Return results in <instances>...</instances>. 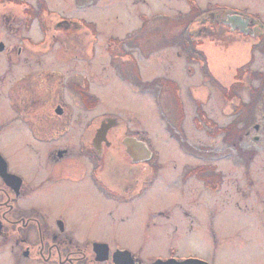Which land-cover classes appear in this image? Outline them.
Returning a JSON list of instances; mask_svg holds the SVG:
<instances>
[{"label": "rangeland", "instance_id": "obj_1", "mask_svg": "<svg viewBox=\"0 0 264 264\" xmlns=\"http://www.w3.org/2000/svg\"><path fill=\"white\" fill-rule=\"evenodd\" d=\"M0 2V14H13L12 42L24 50L22 57L14 55L0 87L4 113L16 115L21 107L28 113L27 125L13 127L16 155L36 162L67 144L71 159L80 160L84 125L108 124L114 145L106 176L125 194L143 181L131 183L127 174L147 167L145 160L132 164L126 132H146L159 157L155 185L133 202H102L82 183L69 188L73 196L61 190L57 197L38 192L34 199L65 208L78 236L108 237L144 259L176 249L209 264H264V0H194L204 11L197 18L187 0ZM224 9L255 17L254 33L224 23ZM188 21L213 79L201 56L185 48L190 40L181 33ZM6 68L0 66V75ZM74 85L86 86L98 106L88 108ZM57 104L74 117L72 133L41 142L31 123L41 111L54 115ZM232 127L240 132L230 134ZM203 166H213L219 181L206 180Z\"/></svg>", "mask_w": 264, "mask_h": 264}, {"label": "flooded vegetation", "instance_id": "obj_2", "mask_svg": "<svg viewBox=\"0 0 264 264\" xmlns=\"http://www.w3.org/2000/svg\"><path fill=\"white\" fill-rule=\"evenodd\" d=\"M224 13V18L231 14L228 9ZM232 13L242 14L239 11ZM253 18L254 22H250L248 26L251 30L252 24L257 21ZM13 20L10 11L0 14V66L6 68V64L9 65L3 75H0V87L10 73L9 67L14 55L22 57L24 53L21 46L12 42ZM6 90L11 106L14 97L13 83L9 86L6 84ZM3 106H6L5 102L0 103V264H121L124 257L119 254L120 251H130L134 264H151L159 259H185L176 249L165 255L153 254L144 259L130 248L119 245L117 241L115 244L111 243L108 237L78 236L79 226L69 220L65 208L51 201L46 204L34 199V194L38 192L50 199L57 197L61 190H67L63 193L65 197L73 196L69 188H73V184H85L93 188L102 202H133L143 192L150 191L157 181L158 171L150 165L151 157L141 162L145 163L146 168L136 167L131 175L127 174L126 180L129 182L141 177L143 181L137 191L130 185L125 191L133 192L125 194L124 189L118 190L107 180V154L112 151L114 141L108 137L109 130L107 135L105 133L99 139L98 133L104 127L103 124L98 125L91 120L84 125L85 133L80 135L77 146L80 160L71 159L70 146L66 144L50 152L48 157L36 159L35 162L33 158L20 157L13 151L14 124L27 125L28 113L21 107L15 110L16 115H7L3 112ZM59 106L61 109H58ZM53 111L56 116H45V112L41 111L31 127L28 126L36 131L34 133L41 135V142H45V139H58L64 133H72L70 123L74 117L71 112H66L61 104H57ZM46 121L52 125H47ZM56 123H63L64 126H56ZM53 133L55 134L50 136ZM126 136L133 135L126 132ZM131 160L132 164L137 163L133 158ZM79 171L81 175H77ZM84 180L86 182H82ZM109 214L113 213L110 211ZM120 221H127V217H122Z\"/></svg>", "mask_w": 264, "mask_h": 264}, {"label": "trees", "instance_id": "obj_3", "mask_svg": "<svg viewBox=\"0 0 264 264\" xmlns=\"http://www.w3.org/2000/svg\"><path fill=\"white\" fill-rule=\"evenodd\" d=\"M188 2H190L191 4H192V8H191V12H189V13H191L190 15H192L193 16V18H197V17H199V16H202L204 13V11L194 2V0H187ZM217 7V6H216ZM224 12L226 11V9H224L223 10ZM252 16V15H251ZM253 17V16H252ZM192 21V20H191ZM191 21H188V22H184V25H183V29H182V33H181V35L183 36V37H186L187 39H189L190 40V45H192V46H190L189 44H188V42H187V45L185 44V48L190 52V54L192 55V57H197V56H201V58H202V60H203V62H204V64H203V67H204V72H205V74H206V76H207V78H212L213 79V76H212V71H211V67H210V64H209V61H208V57L204 54V52L203 51H200V50H198L196 47H195V42L191 39V37H192V35L190 34V26L192 25V24H190L191 23ZM147 21H145V23H146ZM90 26V25H89ZM187 39H185V40H187ZM188 41V40H187ZM132 69H133V71L136 73V76H137V78L138 79H140V74H139V70H138V68H137V64H136V61H134L133 60V64H132ZM74 88H76L77 89V91H79V93L82 95V97L84 98V102H86L87 103V106H88V108L90 107V108H95V107H97L98 105V99L96 98V97H94V95H92V94H90L89 92H88V90L86 89V86H80V85H78V86H76V85H74ZM235 129L233 130V127L231 128L232 129V131H231V129H227L228 130V132H230V134H235V133H238V132H240L239 130H237V128L236 127H234ZM223 129H226V128H223ZM219 131H220V129H219ZM136 132H128V134H131V135H135V136H137L136 134H135ZM139 136H141L142 138H140L141 140H143L144 142L146 141V143L148 144V146H150L151 145V140H150V138L148 137V135L146 134V132H141V133H138V137ZM158 153V152H157ZM154 150L152 151V158H151V160L149 161L150 162V164L153 166V168H155L156 170H158V167H159V163L157 162V160H158V154H157ZM157 164V165H156ZM204 168V170H206V172H207V170H208V173L209 174H205V175H207L208 177H206V178H208V179H206V180H210L211 178L213 179L214 177H215V181L217 182V181H219V174L217 173V172H214V170H215V168L212 166H203ZM191 173H198V171L196 172V170H193ZM190 173V174H191ZM189 174V173H188ZM204 174V173H203ZM212 174V177L210 176ZM199 177H204V175H198ZM207 181V185H210V182H208ZM212 181V180H211ZM214 181V180H213ZM212 186V185H211ZM216 186V185H215Z\"/></svg>", "mask_w": 264, "mask_h": 264}, {"label": "water", "instance_id": "obj_4", "mask_svg": "<svg viewBox=\"0 0 264 264\" xmlns=\"http://www.w3.org/2000/svg\"><path fill=\"white\" fill-rule=\"evenodd\" d=\"M252 20V21H251ZM224 23H229L232 27V29H238L244 33H253L251 30V27L249 28L250 22H254V18L252 16H244L242 14H228L227 18L223 21ZM58 109H61L60 106ZM103 128L98 133L99 139H101V135L105 134L107 130L109 129L108 124H103ZM136 143L143 144L147 148V154L146 155H137L135 154V148L132 147V145H136ZM123 144L127 147V152L129 155L133 158L135 161L140 160H146L150 158V155L152 151L150 150L149 146H147V143L143 140L139 139L137 136H127L124 138ZM119 254H121L124 258L121 262V264H134V261L132 259L130 251H120ZM151 264H208V262L202 259H199L197 257L194 258H185L182 261H178L176 258L172 259H162V260H156L152 262Z\"/></svg>", "mask_w": 264, "mask_h": 264}, {"label": "bare ground", "instance_id": "obj_5", "mask_svg": "<svg viewBox=\"0 0 264 264\" xmlns=\"http://www.w3.org/2000/svg\"><path fill=\"white\" fill-rule=\"evenodd\" d=\"M213 65H215V62L213 61ZM212 68V67H211ZM133 148H135V154L137 155H146L147 153V148L143 145V144H140V143H136L135 147L134 145H132Z\"/></svg>", "mask_w": 264, "mask_h": 264}]
</instances>
